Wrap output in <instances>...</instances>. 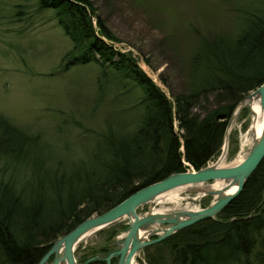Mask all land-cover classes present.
Returning <instances> with one entry per match:
<instances>
[{
  "label": "trees",
  "instance_id": "1",
  "mask_svg": "<svg viewBox=\"0 0 264 264\" xmlns=\"http://www.w3.org/2000/svg\"><path fill=\"white\" fill-rule=\"evenodd\" d=\"M229 1L235 29L201 34L187 62L189 90L168 96L131 52L114 45L90 0H36L38 11L49 10L70 41L53 72L92 63L98 88L113 82L121 94L136 92L139 113L131 127L115 114L106 120L85 160L67 168L0 112V158L32 164V177L19 189L0 164V264H36L54 239L84 218L218 154L233 109L264 80V0ZM209 95L212 109L201 101ZM119 230L116 222L98 232L108 243ZM109 249L92 247L89 256ZM135 258L140 264H264V157L214 217L143 246Z\"/></svg>",
  "mask_w": 264,
  "mask_h": 264
},
{
  "label": "rangeland",
  "instance_id": "2",
  "mask_svg": "<svg viewBox=\"0 0 264 264\" xmlns=\"http://www.w3.org/2000/svg\"><path fill=\"white\" fill-rule=\"evenodd\" d=\"M90 1L114 45L131 52L168 96L170 92L189 90L187 62L201 34L213 35L236 27L229 0ZM69 46V39L50 11H38L36 0H0V112L32 134L47 152H54L67 168L85 160L96 132L107 128L106 120L113 121L115 114L129 120L131 127L139 113V107L134 106L136 92L121 94L123 90L113 82L98 88V71L92 63L53 72ZM201 101L203 108L214 107L211 95ZM238 105L227 121L229 137L221 165L234 163L249 124L250 99L242 107ZM116 125L114 130L119 128ZM219 152L208 162H214ZM0 164L8 167L4 176L12 171L18 189L32 177L30 163L8 162L1 157ZM207 183L213 181L203 185ZM174 194L178 198H173ZM196 194L186 187L177 188L142 204L137 212L199 208L211 199L209 194L193 199ZM117 223L118 234L123 233L126 219ZM104 240V232L84 235L75 246L77 263H82L90 249ZM134 263L140 264L136 258Z\"/></svg>",
  "mask_w": 264,
  "mask_h": 264
},
{
  "label": "water",
  "instance_id": "3",
  "mask_svg": "<svg viewBox=\"0 0 264 264\" xmlns=\"http://www.w3.org/2000/svg\"><path fill=\"white\" fill-rule=\"evenodd\" d=\"M246 95L237 105L239 104L240 108L244 105L245 100L252 97L258 98L263 115V128L260 137L250 145L241 161L235 164L221 165V161L218 163V159H216L199 168L171 172L161 179L138 188L113 206L84 218L68 232L54 239L37 264H78L74 255L77 242L84 235L99 231L122 219H126V228L123 233L112 239L110 244L114 248L102 259L105 264H135L134 257L143 246L158 242L181 228L199 220L214 217L219 213L239 193L246 179L264 157V80ZM233 114H230L228 120H231ZM228 137L229 124L227 123L218 156L221 157L220 160L225 155ZM216 180L222 182V187L205 191L204 194L211 195V199L201 208L155 210L143 214L137 212L139 206L164 193L186 187L189 191L198 194L205 182ZM232 186L234 187L232 191L227 192L226 190ZM140 232H146V235L141 237ZM50 255L52 258L47 262ZM113 258H116L114 263L111 262ZM93 259L99 258L94 255L80 264H86Z\"/></svg>",
  "mask_w": 264,
  "mask_h": 264
},
{
  "label": "bare ground",
  "instance_id": "4",
  "mask_svg": "<svg viewBox=\"0 0 264 264\" xmlns=\"http://www.w3.org/2000/svg\"><path fill=\"white\" fill-rule=\"evenodd\" d=\"M262 128H263V115H262L261 108L259 106L258 98L252 97L250 99L249 124L247 128L245 129L244 133L242 134L240 149H239L237 158L233 164L238 163L239 161L243 159L250 145L254 143L255 141H257L258 138L260 137ZM217 159L219 163L221 161L220 160L221 157H218ZM222 185H223L222 182L217 181V180L213 181V183L202 185L201 192H199L195 197H200L208 189L220 188L222 187ZM233 188L234 187L232 186L226 191L227 192L232 191ZM173 198H178V197L174 194ZM195 208L196 207H193L192 209H195ZM139 235L141 237H144L146 235V232H140Z\"/></svg>",
  "mask_w": 264,
  "mask_h": 264
},
{
  "label": "flooded vegetation",
  "instance_id": "5",
  "mask_svg": "<svg viewBox=\"0 0 264 264\" xmlns=\"http://www.w3.org/2000/svg\"><path fill=\"white\" fill-rule=\"evenodd\" d=\"M111 241H112V240H111ZM111 241L107 243V242L104 240V241L101 243V245H100L99 247H102L103 245L107 244L109 247H112V248H110V249L107 250V251H106V250H99V251H97L94 255L98 256V258H99L100 260H103L102 258H103V257H104L109 251H111V250L114 248V246H112V245L110 244ZM49 246H50V245H49ZM49 246H48V247H49ZM48 247H47V248H48ZM46 250H47V249H46ZM46 250H45V251H46ZM44 253H45V252H44ZM44 253H43V254H44ZM43 254H42V255H43ZM94 255H93V256H94ZM91 256H92V255H91ZM91 256H89V257H91ZM41 257H42V256H41ZM41 257H40V258H41ZM89 257H88V258H89ZM40 258H39V259H40ZM51 258H52V255H50V256L48 257L47 262H49V261L51 260ZM38 261H39V260H38ZM103 261H104V260H103ZM115 261H116V258H113V259L111 260L112 263H114ZM36 264H37V263H36ZM104 264H105V261H104Z\"/></svg>",
  "mask_w": 264,
  "mask_h": 264
},
{
  "label": "built area",
  "instance_id": "6",
  "mask_svg": "<svg viewBox=\"0 0 264 264\" xmlns=\"http://www.w3.org/2000/svg\"><path fill=\"white\" fill-rule=\"evenodd\" d=\"M197 208V207H196Z\"/></svg>",
  "mask_w": 264,
  "mask_h": 264
}]
</instances>
